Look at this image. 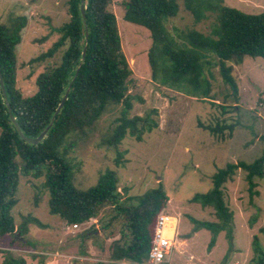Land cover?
<instances>
[{
    "label": "trees",
    "instance_id": "16d2710c",
    "mask_svg": "<svg viewBox=\"0 0 264 264\" xmlns=\"http://www.w3.org/2000/svg\"><path fill=\"white\" fill-rule=\"evenodd\" d=\"M67 3L69 20L57 29L59 38L29 63L44 62L54 57L61 47L66 48L58 64L37 74L36 90L28 96L16 85V47L27 18L19 15L6 23L0 21V71L11 112L24 134L30 137L37 136L50 122L84 45L79 0ZM110 3L111 0H85L89 31L86 57L61 111L41 142L28 144L18 136L0 89V237L13 233L23 237L29 223L40 224L36 218L25 216L16 227L11 211L17 203L20 175H44L42 186L49 195L48 211L68 224L86 223L102 208L111 207L109 215L101 222V230L105 232L118 223L120 236L111 244L109 261L95 264H125L124 261L142 264L152 246L156 217L168 201L162 182L140 196L122 199L116 172L106 169L99 174L94 186L80 189L74 184L76 165L70 157L77 142L91 138L99 119L113 110L118 109L117 114L100 141L106 147L117 148L126 136L141 141L144 133L158 127L151 117L155 110L144 116H129L134 98L129 93L132 70L122 50L117 19L109 9ZM180 3L194 24L210 21L207 32L168 27V21L179 13ZM121 6L125 21L143 26L150 33L147 60L151 80L187 96L211 98L212 83L206 70L213 67H218L223 82L236 95L238 88L231 73L232 66L227 62L240 63L244 57L264 58V9L259 13H246L225 5L223 0H123ZM217 106L222 113L226 112L225 105ZM221 122L204 125L199 121L198 126L221 139L231 138L237 121ZM115 162L119 165V158ZM237 169L246 171L249 195H256L254 177L264 176V151L251 163L228 162L218 168L211 176V188L189 199L214 211L215 221L189 217L194 225L191 234L201 229L211 233L208 251L221 231H225L231 244L233 213L224 200L223 186L232 180ZM95 230L86 232L95 235ZM260 231L264 234V227ZM253 245L257 253L254 264H263L264 251L257 236ZM2 264H26V261L7 254Z\"/></svg>",
    "mask_w": 264,
    "mask_h": 264
},
{
    "label": "rangeland",
    "instance_id": "374dc122",
    "mask_svg": "<svg viewBox=\"0 0 264 264\" xmlns=\"http://www.w3.org/2000/svg\"><path fill=\"white\" fill-rule=\"evenodd\" d=\"M67 1L0 0L2 23L19 15L27 18L16 47V85L24 96L35 92L39 72L60 62L66 46L51 59L29 63L59 38L57 29L69 20ZM122 1L111 0L109 9L116 16L122 50L132 70L129 93L134 98L129 116H144L155 110L151 117L158 127L144 133L141 141L126 136L117 148L106 147L100 142L101 136L112 125L118 109L102 116L92 137L77 142L70 152L72 163L76 165L74 184L80 189L90 188L97 183L101 172L112 169L117 174L118 190L124 199L140 196L162 182L168 196L163 210L178 218L176 249L170 263L164 264L256 263L255 236L264 251V234L260 231L264 227V176L254 177L253 190L257 191L254 196L249 195L243 169H237L232 180L224 184V200L233 213V238L230 244L225 231H221L210 251L207 245L211 233L201 229L191 234L194 225L189 217L215 221L214 211L189 199L211 188V176L218 168L228 162L251 163L264 151V58L244 57L240 63L227 62L232 66L231 73L238 88L236 95L223 82L218 67L206 70L212 83L210 99L187 96L161 86L151 80L147 60L150 33L145 27L123 19ZM223 1L246 13H259L264 9V0ZM209 23L206 20L194 24L180 3L179 13L168 21V27L207 32ZM217 105H225L226 112L222 113ZM217 119L219 123L237 121L231 138L221 139L198 126L199 121L214 125ZM117 158L119 165L115 162ZM44 180V175H20L17 203L11 211L15 226L18 227L25 216L36 218L40 224L29 223L23 237L14 233L0 237V264L7 254L23 257L26 264L108 262L111 244L120 236L118 223L105 232L101 230V222L105 221L111 207L102 208L86 223L68 224L49 213L48 191L42 186ZM89 229H97V232L95 235L86 232ZM189 234L191 236L186 237Z\"/></svg>",
    "mask_w": 264,
    "mask_h": 264
},
{
    "label": "built area",
    "instance_id": "2783aa9c",
    "mask_svg": "<svg viewBox=\"0 0 264 264\" xmlns=\"http://www.w3.org/2000/svg\"><path fill=\"white\" fill-rule=\"evenodd\" d=\"M177 229L178 218L175 215L164 210L158 213L147 264L170 263L172 252L176 249Z\"/></svg>",
    "mask_w": 264,
    "mask_h": 264
},
{
    "label": "water",
    "instance_id": "95a60500",
    "mask_svg": "<svg viewBox=\"0 0 264 264\" xmlns=\"http://www.w3.org/2000/svg\"><path fill=\"white\" fill-rule=\"evenodd\" d=\"M79 12L81 15L83 28H84V45L82 46V49H81L80 59H79L78 64L75 68L74 74H73L72 78L70 79V81H69V83H68V85L64 91V94H63L62 98L60 99L58 106L56 107V109L54 111V114H53L50 122L45 126V128L37 136L30 137V136H27L26 134H24V132L22 131L20 125L18 124L15 116L12 114L11 107H10V104H9V101L7 98V94H6L5 86H4L3 76H2V73L0 71V89H1V92L3 95V98L5 100V105H6V108L8 111L9 120L12 123V125L14 126L15 131L18 134V136L24 142H26L28 144L36 145L37 143L41 142L44 139V137L47 135L48 131L50 130V128L53 125V121H54L55 116L61 111V109H62V107H63V105H64V103H65V101H66V99L70 93L71 86H72L75 78L77 77L78 72H79V70H80V68L84 62V59L86 57L89 31H88V27L86 24V17H85V0H79Z\"/></svg>",
    "mask_w": 264,
    "mask_h": 264
},
{
    "label": "crops",
    "instance_id": "0c3cea01",
    "mask_svg": "<svg viewBox=\"0 0 264 264\" xmlns=\"http://www.w3.org/2000/svg\"><path fill=\"white\" fill-rule=\"evenodd\" d=\"M226 264H236V261H235L234 263H233V262H232V263H228V262H227Z\"/></svg>",
    "mask_w": 264,
    "mask_h": 264
}]
</instances>
